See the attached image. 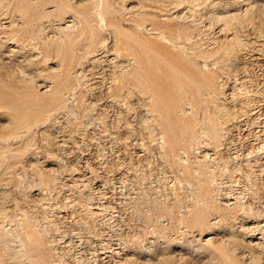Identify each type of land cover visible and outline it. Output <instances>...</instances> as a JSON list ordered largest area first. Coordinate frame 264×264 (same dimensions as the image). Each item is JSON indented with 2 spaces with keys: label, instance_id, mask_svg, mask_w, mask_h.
Returning a JSON list of instances; mask_svg holds the SVG:
<instances>
[{
  "label": "rangeland",
  "instance_id": "rangeland-1",
  "mask_svg": "<svg viewBox=\"0 0 264 264\" xmlns=\"http://www.w3.org/2000/svg\"><path fill=\"white\" fill-rule=\"evenodd\" d=\"M0 264H264V0H2Z\"/></svg>",
  "mask_w": 264,
  "mask_h": 264
},
{
  "label": "bare ground",
  "instance_id": "bare-ground-1",
  "mask_svg": "<svg viewBox=\"0 0 264 264\" xmlns=\"http://www.w3.org/2000/svg\"><path fill=\"white\" fill-rule=\"evenodd\" d=\"M2 0H0V2H1ZM98 15V14H97ZM100 17H101V14H100ZM101 21V20H100ZM73 27V26H72ZM109 53V52H108Z\"/></svg>",
  "mask_w": 264,
  "mask_h": 264
}]
</instances>
